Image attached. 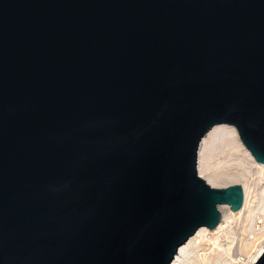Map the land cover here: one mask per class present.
<instances>
[{
  "label": "water",
  "instance_id": "obj_1",
  "mask_svg": "<svg viewBox=\"0 0 264 264\" xmlns=\"http://www.w3.org/2000/svg\"><path fill=\"white\" fill-rule=\"evenodd\" d=\"M220 123L264 164V0H0V264H170Z\"/></svg>",
  "mask_w": 264,
  "mask_h": 264
},
{
  "label": "rangeland",
  "instance_id": "obj_2",
  "mask_svg": "<svg viewBox=\"0 0 264 264\" xmlns=\"http://www.w3.org/2000/svg\"><path fill=\"white\" fill-rule=\"evenodd\" d=\"M238 140L236 135L224 143L210 142L204 150L205 168L223 188L234 184L247 186V204L254 205L258 200L260 208H264V170L256 167ZM240 220L239 216L230 217L217 233L200 235L177 264H238L234 257Z\"/></svg>",
  "mask_w": 264,
  "mask_h": 264
},
{
  "label": "bare ground",
  "instance_id": "obj_3",
  "mask_svg": "<svg viewBox=\"0 0 264 264\" xmlns=\"http://www.w3.org/2000/svg\"><path fill=\"white\" fill-rule=\"evenodd\" d=\"M238 136V141L244 147L246 153L251 158L252 162L257 168L264 170V164H260L255 161L251 153L246 149V147L241 142L238 132L233 125L220 123L213 125L201 138L196 157V172L197 175L210 187L223 189L219 186L214 178H212L204 165V150L210 142H227L233 139L234 136ZM239 185V184H234ZM231 186V185H230ZM240 186V185H239ZM226 188V187H224ZM243 189V203L238 211H232L227 205H220L217 207L220 213V220L218 224L213 228L209 229L207 227H200L196 232L190 236L182 245H180L171 261L170 264H177L178 259L186 253L187 247H189L195 239L205 232L217 233L223 228V222H226L228 218L239 216L241 218V232L238 235V243L235 250V261L238 264H255L261 255L264 253V208H260V204L257 202L252 203L251 208L247 204V186L242 185ZM226 213L228 214H225ZM253 220V221H252ZM252 222L261 223V235L250 237L248 232L249 224Z\"/></svg>",
  "mask_w": 264,
  "mask_h": 264
},
{
  "label": "built area",
  "instance_id": "obj_4",
  "mask_svg": "<svg viewBox=\"0 0 264 264\" xmlns=\"http://www.w3.org/2000/svg\"><path fill=\"white\" fill-rule=\"evenodd\" d=\"M253 221V220H252ZM249 224L248 232L250 233V237L261 235V223L260 222H252Z\"/></svg>",
  "mask_w": 264,
  "mask_h": 264
}]
</instances>
